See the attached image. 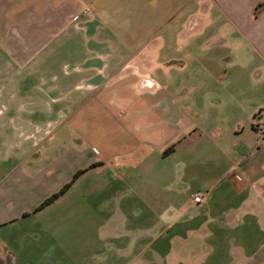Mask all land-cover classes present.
Returning a JSON list of instances; mask_svg holds the SVG:
<instances>
[{"label":"crops","instance_id":"0c3cea01","mask_svg":"<svg viewBox=\"0 0 264 264\" xmlns=\"http://www.w3.org/2000/svg\"><path fill=\"white\" fill-rule=\"evenodd\" d=\"M0 262L264 264V0H0Z\"/></svg>","mask_w":264,"mask_h":264},{"label":"trees","instance_id":"16d2710c","mask_svg":"<svg viewBox=\"0 0 264 264\" xmlns=\"http://www.w3.org/2000/svg\"><path fill=\"white\" fill-rule=\"evenodd\" d=\"M82 172H83V170L78 171L77 174H76L74 177H76L77 175H79V174L82 173ZM68 186H69V183H67V184H66V185H65L60 191H58V192L52 194L50 197L46 198V199L40 204L39 208L44 207L45 205H47L48 203H50V202H52L54 199H56V197H58L60 194H62V193L65 191V189H67ZM39 208H38V209H39ZM0 264H1V262H0Z\"/></svg>","mask_w":264,"mask_h":264},{"label":"built area","instance_id":"2783aa9c","mask_svg":"<svg viewBox=\"0 0 264 264\" xmlns=\"http://www.w3.org/2000/svg\"><path fill=\"white\" fill-rule=\"evenodd\" d=\"M259 121H260V120H258V122H259ZM193 200H194V202L199 203V202L202 201V196L199 195V194H195V195L193 196Z\"/></svg>","mask_w":264,"mask_h":264},{"label":"rangeland","instance_id":"374dc122","mask_svg":"<svg viewBox=\"0 0 264 264\" xmlns=\"http://www.w3.org/2000/svg\"><path fill=\"white\" fill-rule=\"evenodd\" d=\"M82 13H83V12H82ZM76 18H77V16H74L72 20H75ZM260 117H261V115L257 116L256 118H260ZM170 163H171V161H167V163H165V164L168 165V164H170ZM165 164H164V165H165Z\"/></svg>","mask_w":264,"mask_h":264}]
</instances>
